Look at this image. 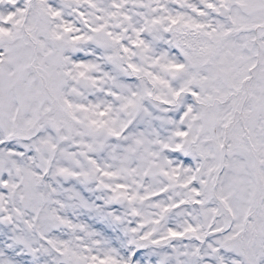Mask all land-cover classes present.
Listing matches in <instances>:
<instances>
[{"label":"snow or ice","instance_id":"1","mask_svg":"<svg viewBox=\"0 0 264 264\" xmlns=\"http://www.w3.org/2000/svg\"><path fill=\"white\" fill-rule=\"evenodd\" d=\"M0 264H264V0H0Z\"/></svg>","mask_w":264,"mask_h":264}]
</instances>
